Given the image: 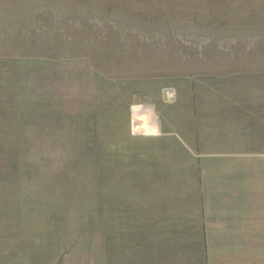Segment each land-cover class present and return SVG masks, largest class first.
<instances>
[{
    "label": "rangeland",
    "instance_id": "obj_1",
    "mask_svg": "<svg viewBox=\"0 0 264 264\" xmlns=\"http://www.w3.org/2000/svg\"><path fill=\"white\" fill-rule=\"evenodd\" d=\"M253 122L264 0H0V264H206L201 158Z\"/></svg>",
    "mask_w": 264,
    "mask_h": 264
},
{
    "label": "crops",
    "instance_id": "obj_2",
    "mask_svg": "<svg viewBox=\"0 0 264 264\" xmlns=\"http://www.w3.org/2000/svg\"><path fill=\"white\" fill-rule=\"evenodd\" d=\"M201 194L206 264H264V152L203 155Z\"/></svg>",
    "mask_w": 264,
    "mask_h": 264
},
{
    "label": "bare ground",
    "instance_id": "obj_3",
    "mask_svg": "<svg viewBox=\"0 0 264 264\" xmlns=\"http://www.w3.org/2000/svg\"><path fill=\"white\" fill-rule=\"evenodd\" d=\"M133 132L134 134H140L147 136L153 134L154 127L149 123L145 117H141L134 112L133 117Z\"/></svg>",
    "mask_w": 264,
    "mask_h": 264
}]
</instances>
